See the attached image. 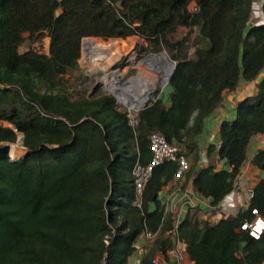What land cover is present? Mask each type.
<instances>
[{
    "label": "trees",
    "instance_id": "trees-1",
    "mask_svg": "<svg viewBox=\"0 0 264 264\" xmlns=\"http://www.w3.org/2000/svg\"><path fill=\"white\" fill-rule=\"evenodd\" d=\"M255 2L0 0V123L7 124L0 125V147L21 134L26 150L18 159L0 157V264H131L144 233L157 236L140 264L167 255L176 217L165 216L160 193L175 183L177 164L155 168L141 207L135 204L133 171L151 163L154 133L183 146L192 163L183 187L192 181L212 208L236 189L251 142L264 135V77L257 94L237 104L236 118L221 124L222 145L208 147V167L196 169L207 120L226 94L264 73V25L252 24ZM182 29L189 32L177 38ZM131 37L177 63L170 106L163 98L149 104L135 130L112 95L67 94L84 39ZM46 38L48 54L21 52ZM252 165L264 172V149ZM252 191L235 218L211 224L196 210L180 222L190 261L264 262V234L255 240L241 230L255 219L253 210L264 219V178Z\"/></svg>",
    "mask_w": 264,
    "mask_h": 264
},
{
    "label": "built area",
    "instance_id": "built-area-1",
    "mask_svg": "<svg viewBox=\"0 0 264 264\" xmlns=\"http://www.w3.org/2000/svg\"><path fill=\"white\" fill-rule=\"evenodd\" d=\"M264 0L260 3H254V10L252 15V24L255 26L264 25V11H263ZM152 63V62H151ZM153 73L157 74V69L150 67ZM105 84V87H109V91L116 99V103L121 112H123L127 118L129 125L135 130L139 124V115L146 109V107L161 99L164 94L166 87L170 84V81L163 87L159 86L156 89L149 91L147 101L143 104H136L134 100L136 95L141 90V85H135L130 89L126 90L124 94H119L118 90H112V87L116 85V82ZM118 86H121L117 83ZM128 84V83H126ZM124 84L123 86H125ZM121 86V87H123ZM150 150L152 153L151 163L144 167L141 164H137L133 171L135 190H136V205L141 207L142 196L144 190L153 176L154 169L164 164L165 162H172L177 164V172L175 174V182H179V187L173 192V198L167 202L162 203L165 207V216L174 215L176 217L175 226L167 236L172 241V246L167 252V255H158L156 257V264H194V262L188 259L187 249L188 245L178 234V226L181 222V215L179 213V207L177 203H181L185 208L191 211H196L199 206L195 204V194L187 187H183L182 181L186 177L187 173L191 169V159L185 154L184 148L177 142H170L168 139L160 134L154 133L150 137ZM235 196V190L224 199V201L216 208H210L208 216L213 215V219L217 218L218 223L222 219L234 218L229 212V208L232 205L231 200ZM254 197L253 191L249 193V202ZM211 205V204H210ZM248 208V207H247ZM202 212V211H201ZM252 214L255 216L253 221L246 220L241 225V230L248 233L250 237L255 240H260L264 234V219L260 216L258 210H253ZM204 216V222L208 221V216ZM203 217V218H204ZM209 222V221H208ZM210 223V222H209ZM215 223V224H216ZM157 235L150 233H144L140 240L145 238L149 242H154ZM140 242V241H139ZM139 244V243H138ZM137 244V253L131 259V264H140L141 259L145 256L148 249L142 250ZM264 264V262L262 263Z\"/></svg>",
    "mask_w": 264,
    "mask_h": 264
},
{
    "label": "rangeland",
    "instance_id": "rangeland-1",
    "mask_svg": "<svg viewBox=\"0 0 264 264\" xmlns=\"http://www.w3.org/2000/svg\"><path fill=\"white\" fill-rule=\"evenodd\" d=\"M261 0H257V3H260ZM190 9H194V4L190 6ZM196 33V29L193 30ZM189 32L188 29H182L179 34L177 35V38L184 37ZM195 35H192V38L194 39ZM92 40V41H89ZM101 40V41H100ZM114 40H122V39H112L109 41H105L102 39L97 38H87L84 39L82 42V52H81V59H80V69L79 71L69 75L67 77L69 83L71 84V87L67 90V94H69L72 99H78L83 96H90V95H96L99 96L101 94H107L112 95V93L109 91V87H105V84L107 81L109 83L117 82L121 86L128 83L130 80L134 79L135 82L138 84H142V91L138 92L137 98L139 99L140 96L146 94L151 89L148 88L145 82H142L145 78L151 79L152 77H159L161 78L164 74L163 70L161 71V74L153 73L154 71H151L150 67L148 66V57L150 54L154 53L150 51L149 44L139 38V37H131L126 40H122L123 42H112ZM86 41H89L86 43ZM86 43V44H85ZM126 44H128L131 48V50L126 53L122 54L119 60L112 66L106 64V62L102 59L94 58L93 60L89 59V56L86 53V49L90 45H96V46H102L107 47H116L118 49H121L124 51L126 48ZM49 46H50V40L49 38H46L43 40L42 43H35V44H25L24 47H22L21 52H24L25 50L33 49L40 53H49ZM108 47L106 51H110L113 48ZM99 51V50H98ZM195 52V47L193 46L191 49V55H193ZM165 54H167L166 51H164ZM168 55V54H167ZM168 60H172L168 55ZM106 67V68H105ZM105 71H104V70ZM109 74V78L106 81L105 74ZM115 75H119L118 79L115 78ZM161 75V76H160ZM118 80V81H117ZM108 83V84H109ZM132 86L134 85V82H131ZM155 89V87H152ZM152 89V90H153ZM172 92V87L169 84L166 87L165 90V98L164 103H166V100L169 98L170 94ZM113 96V95H112ZM0 125L7 126V124ZM13 149L15 150V157L12 159H18L22 157L26 150L23 146V135H19L18 140L15 144H12ZM207 213H201L200 215L204 217ZM208 216V215H207ZM205 218V217H204ZM208 221L211 224H215L217 222V218L213 219V215L208 216ZM203 220V219H202ZM152 245V242H146L145 245H141L139 248L142 250L150 249Z\"/></svg>",
    "mask_w": 264,
    "mask_h": 264
},
{
    "label": "crops",
    "instance_id": "crops-1",
    "mask_svg": "<svg viewBox=\"0 0 264 264\" xmlns=\"http://www.w3.org/2000/svg\"><path fill=\"white\" fill-rule=\"evenodd\" d=\"M264 73L254 82L247 83L242 82L237 91L228 93L225 96L224 102L218 107V109L213 113V115L207 120L205 131L201 140V152H200V161L197 166L196 171H200L203 168L208 167L210 160L207 156L208 147L211 144H216L215 139L220 133L221 124L224 121H231L236 118V107L237 104L247 97H251L257 94L258 85ZM165 98V94L162 97ZM166 106H170L169 98L166 100ZM264 149V135H259L253 139L248 150V159L243 166L242 174L238 180L235 196L231 200V206L229 208L230 214L235 218L241 211L246 210L249 205V193L254 189L260 179L264 178V172L258 170L252 165V159L258 150ZM217 168L222 169L225 167V163L220 161L217 162ZM179 182H175L172 185L165 187L160 193V201L162 203L167 202L172 199L173 192L179 187ZM188 188L195 194V204L199 206L198 210H201V213L209 212L211 205L210 200L202 198L194 189L193 182L191 181L188 185ZM173 194V195H172ZM179 207V213L181 215V221L186 218L189 212L188 208H185L181 203H177ZM205 216V215H204ZM200 220L204 222L203 215L199 214ZM203 219V220H202ZM148 242L145 238L141 239L138 246L145 245Z\"/></svg>",
    "mask_w": 264,
    "mask_h": 264
},
{
    "label": "bare ground",
    "instance_id": "bare-ground-1",
    "mask_svg": "<svg viewBox=\"0 0 264 264\" xmlns=\"http://www.w3.org/2000/svg\"><path fill=\"white\" fill-rule=\"evenodd\" d=\"M107 47H111V46H107ZM125 47L126 48L124 49V51L121 50L122 48L118 49V48H113V47H111V48H113L112 50L106 51V47L103 48L102 46L90 45L87 47L86 53L89 56V59H91V60H93L94 58H98V60L102 59V61L104 60L106 62V64L113 66L119 60V58L121 57L122 54H126L131 50V48L128 44H126ZM147 62H148L149 67H153V68L157 69V74H161L162 70H163L164 74L162 73L163 76L161 78H159L158 76L152 77L151 79L145 78L144 80H142V82H145L146 85L148 86V88H150L151 90L153 89L152 88L153 86L155 87V89L158 88L159 86L164 87L169 81V74H170L171 68H172L169 64L168 58L161 57L158 59L156 64H153V62L151 63L149 60ZM118 77H119V75H117V76L115 75L116 79H118ZM108 78H109V74L107 73V75L105 74L104 79H106V81H107ZM131 82H134V85H142V84H138L137 82H135L134 79H132L128 82V84H126L123 87L118 86V84L116 82V85H114L112 87V90H115V91L118 90L119 94H124L126 90L133 87ZM140 91H142V86H141ZM148 94H149V91L146 94L140 96L139 99L137 98L138 95H136V99L134 101L137 102L136 104H138V105L143 104L147 101ZM15 155H16L15 150L12 149L11 156L14 158Z\"/></svg>",
    "mask_w": 264,
    "mask_h": 264
},
{
    "label": "water",
    "instance_id": "water-1",
    "mask_svg": "<svg viewBox=\"0 0 264 264\" xmlns=\"http://www.w3.org/2000/svg\"><path fill=\"white\" fill-rule=\"evenodd\" d=\"M161 57L168 58V55L165 54L164 52L152 53L148 57V60L150 62H153V64H156L158 59L161 58ZM169 64L172 67L171 68V72L169 74V81H170L172 76H173V74H174V72H175V70H176L177 63L175 61L169 60ZM215 143L220 145V146L222 145V134L221 133H219L217 135V137L215 139ZM12 149H13L12 144H6V145L0 147V157H10L11 153H12Z\"/></svg>",
    "mask_w": 264,
    "mask_h": 264
}]
</instances>
